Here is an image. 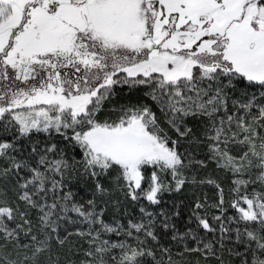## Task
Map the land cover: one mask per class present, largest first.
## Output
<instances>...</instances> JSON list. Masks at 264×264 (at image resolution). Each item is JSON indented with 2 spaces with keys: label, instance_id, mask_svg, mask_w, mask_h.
Instances as JSON below:
<instances>
[{
  "label": "snow or ice",
  "instance_id": "6c2138e0",
  "mask_svg": "<svg viewBox=\"0 0 264 264\" xmlns=\"http://www.w3.org/2000/svg\"><path fill=\"white\" fill-rule=\"evenodd\" d=\"M0 264H264V0H0Z\"/></svg>",
  "mask_w": 264,
  "mask_h": 264
}]
</instances>
